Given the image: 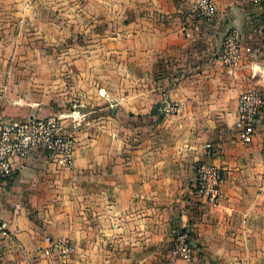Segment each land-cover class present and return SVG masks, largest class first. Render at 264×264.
Listing matches in <instances>:
<instances>
[{
	"label": "crops",
	"instance_id": "crops-1",
	"mask_svg": "<svg viewBox=\"0 0 264 264\" xmlns=\"http://www.w3.org/2000/svg\"><path fill=\"white\" fill-rule=\"evenodd\" d=\"M193 1L0 0V109L15 118L85 114L73 168L35 155L3 191L11 238L0 242V264H264V118L247 142L236 126L240 93L264 88V5L215 0L207 20L189 11ZM61 17L128 18L132 36H115L99 54L82 48L77 77L60 93L2 89L12 50L46 33L42 20L56 35L51 22ZM231 27L245 45L235 67L219 57ZM167 99L178 111L164 112ZM201 159L224 172L216 205L194 192ZM182 228L192 263L170 252ZM47 235L70 238L71 254L36 250Z\"/></svg>",
	"mask_w": 264,
	"mask_h": 264
},
{
	"label": "built area",
	"instance_id": "built-area-1",
	"mask_svg": "<svg viewBox=\"0 0 264 264\" xmlns=\"http://www.w3.org/2000/svg\"><path fill=\"white\" fill-rule=\"evenodd\" d=\"M253 2L264 5V0ZM217 8L215 0H195L190 3L188 9L209 20L216 14ZM259 31L264 32V19ZM243 46L245 45L242 42L240 28H229L223 39L220 59L225 64L235 67L242 56ZM247 49L252 48L247 46ZM163 107L164 111L169 112L177 108V103L167 99ZM263 118L264 88H249L241 92L238 97L236 119L239 139L243 142L249 141ZM84 121L85 114L80 113L78 109L46 116L29 115L25 118L9 116L0 109V204L2 193L9 181L35 155L57 167L73 168L77 145L76 130L82 127ZM205 147L210 150L213 144L207 142ZM223 180L224 172L219 164L201 159L196 165L194 192L198 197L216 205L222 196ZM7 237L11 238L10 229L7 222L0 217V242ZM44 239L46 244L39 242L35 247L45 255L57 253L66 258L74 249V243L68 237L47 235ZM170 252L173 256H184L191 263L195 261L196 251L189 229L182 228L176 231Z\"/></svg>",
	"mask_w": 264,
	"mask_h": 264
},
{
	"label": "rangeland",
	"instance_id": "rangeland-1",
	"mask_svg": "<svg viewBox=\"0 0 264 264\" xmlns=\"http://www.w3.org/2000/svg\"><path fill=\"white\" fill-rule=\"evenodd\" d=\"M47 21L50 20H42L47 26L46 33L26 35L25 44H20L19 49L16 46L12 50L5 68L6 82L2 89L8 87L21 97L25 94L34 97L57 91L60 93V89H65L73 78L77 77L76 74L80 70L77 59H81L84 54L80 51L82 48H94V53L99 54L101 51L98 52L97 49L107 43L110 46L116 40L115 36L122 38V43L132 36L128 18L118 21L106 18L101 21L61 17L51 22V26H56L58 30L56 35H49L50 24ZM125 30L126 34L123 35ZM70 48H73L71 52ZM75 98L78 102L82 101L78 96ZM178 108L177 104V108L169 112H176Z\"/></svg>",
	"mask_w": 264,
	"mask_h": 264
}]
</instances>
